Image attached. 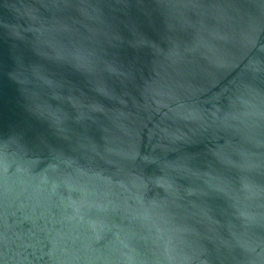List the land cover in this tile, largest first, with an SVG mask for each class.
Segmentation results:
<instances>
[{
  "label": "water",
  "instance_id": "obj_1",
  "mask_svg": "<svg viewBox=\"0 0 264 264\" xmlns=\"http://www.w3.org/2000/svg\"><path fill=\"white\" fill-rule=\"evenodd\" d=\"M0 264H264V0H0Z\"/></svg>",
  "mask_w": 264,
  "mask_h": 264
}]
</instances>
